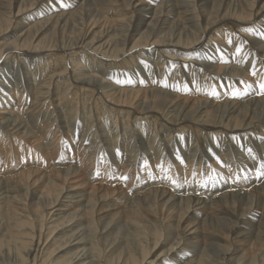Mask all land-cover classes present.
<instances>
[{
  "label": "bare ground",
  "instance_id": "bare-ground-1",
  "mask_svg": "<svg viewBox=\"0 0 264 264\" xmlns=\"http://www.w3.org/2000/svg\"><path fill=\"white\" fill-rule=\"evenodd\" d=\"M261 84L264 0H0V264H264Z\"/></svg>",
  "mask_w": 264,
  "mask_h": 264
},
{
  "label": "snow or ice",
  "instance_id": "snow-or-ice-1",
  "mask_svg": "<svg viewBox=\"0 0 264 264\" xmlns=\"http://www.w3.org/2000/svg\"><path fill=\"white\" fill-rule=\"evenodd\" d=\"M229 42H231V41H229ZM239 52H240V48H237V54H239ZM253 75H255V72H253ZM260 87H261V89H264V84H261ZM213 94H216V93H213ZM236 94L237 93H235V92L233 93V95H236ZM248 151H249V155H251L253 150L252 149H249ZM178 159L180 160V162L182 164L184 163V160H183L182 157H178ZM217 160L219 161V158H217ZM219 162L220 163H224L223 161H219ZM261 168H264V164L261 165ZM262 174H264V173H262ZM122 179H127V177H122Z\"/></svg>",
  "mask_w": 264,
  "mask_h": 264
},
{
  "label": "rangeland",
  "instance_id": "rangeland-1",
  "mask_svg": "<svg viewBox=\"0 0 264 264\" xmlns=\"http://www.w3.org/2000/svg\"><path fill=\"white\" fill-rule=\"evenodd\" d=\"M219 141V140H218Z\"/></svg>",
  "mask_w": 264,
  "mask_h": 264
}]
</instances>
